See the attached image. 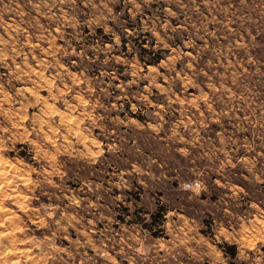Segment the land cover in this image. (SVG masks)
I'll list each match as a JSON object with an SVG mask.
<instances>
[{"label":"rangeland","instance_id":"rangeland-1","mask_svg":"<svg viewBox=\"0 0 264 264\" xmlns=\"http://www.w3.org/2000/svg\"><path fill=\"white\" fill-rule=\"evenodd\" d=\"M0 264H264V0H0Z\"/></svg>","mask_w":264,"mask_h":264},{"label":"trees","instance_id":"trees-1","mask_svg":"<svg viewBox=\"0 0 264 264\" xmlns=\"http://www.w3.org/2000/svg\"><path fill=\"white\" fill-rule=\"evenodd\" d=\"M144 43V42H143ZM150 53L152 57L148 60L144 59V56ZM140 57L142 60H146L145 62H149L151 64H158L161 61V58L163 57L161 54H158L157 52H151L149 49L143 46V44L140 45ZM158 211V210H157ZM160 212L158 211L157 214H153V217L159 216ZM225 255L229 257H235L237 255V245L236 244H230L225 243L223 246Z\"/></svg>","mask_w":264,"mask_h":264},{"label":"built area","instance_id":"built-area-1","mask_svg":"<svg viewBox=\"0 0 264 264\" xmlns=\"http://www.w3.org/2000/svg\"><path fill=\"white\" fill-rule=\"evenodd\" d=\"M185 186L191 188L197 194L202 193L204 190L203 183L199 180L188 181L185 183Z\"/></svg>","mask_w":264,"mask_h":264}]
</instances>
